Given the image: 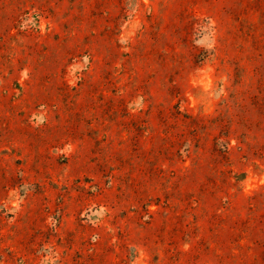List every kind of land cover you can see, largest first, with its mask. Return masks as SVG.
I'll return each instance as SVG.
<instances>
[{
    "label": "rangeland",
    "instance_id": "rangeland-1",
    "mask_svg": "<svg viewBox=\"0 0 264 264\" xmlns=\"http://www.w3.org/2000/svg\"><path fill=\"white\" fill-rule=\"evenodd\" d=\"M0 264H264V0H0Z\"/></svg>",
    "mask_w": 264,
    "mask_h": 264
}]
</instances>
